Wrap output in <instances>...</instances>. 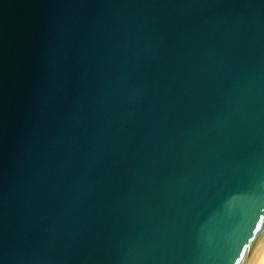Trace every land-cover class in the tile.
Listing matches in <instances>:
<instances>
[{
  "label": "water",
  "instance_id": "95a60500",
  "mask_svg": "<svg viewBox=\"0 0 264 264\" xmlns=\"http://www.w3.org/2000/svg\"><path fill=\"white\" fill-rule=\"evenodd\" d=\"M263 242L264 0H0V264Z\"/></svg>",
  "mask_w": 264,
  "mask_h": 264
},
{
  "label": "bare ground",
  "instance_id": "6f19581e",
  "mask_svg": "<svg viewBox=\"0 0 264 264\" xmlns=\"http://www.w3.org/2000/svg\"><path fill=\"white\" fill-rule=\"evenodd\" d=\"M251 264H264V242Z\"/></svg>",
  "mask_w": 264,
  "mask_h": 264
}]
</instances>
